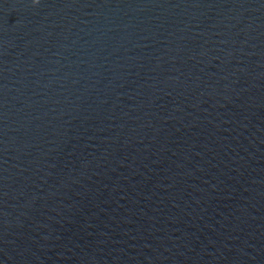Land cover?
Returning <instances> with one entry per match:
<instances>
[{"label": "water", "instance_id": "water-1", "mask_svg": "<svg viewBox=\"0 0 264 264\" xmlns=\"http://www.w3.org/2000/svg\"><path fill=\"white\" fill-rule=\"evenodd\" d=\"M0 264H264V0H0Z\"/></svg>", "mask_w": 264, "mask_h": 264}, {"label": "clouds", "instance_id": "clouds-1", "mask_svg": "<svg viewBox=\"0 0 264 264\" xmlns=\"http://www.w3.org/2000/svg\"><path fill=\"white\" fill-rule=\"evenodd\" d=\"M33 2L35 3V2H36V0H33Z\"/></svg>", "mask_w": 264, "mask_h": 264}]
</instances>
